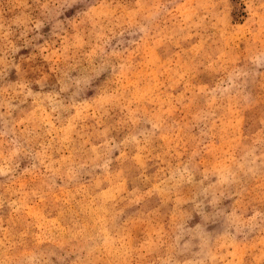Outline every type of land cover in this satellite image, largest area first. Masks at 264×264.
I'll return each mask as SVG.
<instances>
[{"label":"rangeland","instance_id":"obj_1","mask_svg":"<svg viewBox=\"0 0 264 264\" xmlns=\"http://www.w3.org/2000/svg\"><path fill=\"white\" fill-rule=\"evenodd\" d=\"M0 264H264V0H0Z\"/></svg>","mask_w":264,"mask_h":264}]
</instances>
